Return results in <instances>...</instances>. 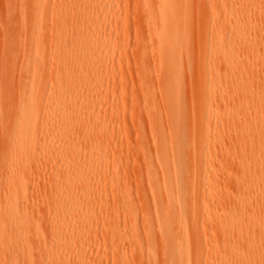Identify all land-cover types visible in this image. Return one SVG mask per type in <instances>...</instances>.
Here are the masks:
<instances>
[{"label": "bare ground", "instance_id": "bare-ground-1", "mask_svg": "<svg viewBox=\"0 0 264 264\" xmlns=\"http://www.w3.org/2000/svg\"><path fill=\"white\" fill-rule=\"evenodd\" d=\"M46 1L31 0L29 8L45 9ZM138 1L136 47L149 63L140 73L148 76L146 118L133 112V119L145 120L154 148L153 157L145 160L149 207L141 214L142 230L137 220L141 212L133 207L127 184V164L117 158L107 163L99 157L98 143L101 137L109 140L113 157L123 156L129 143L128 70L123 64H128L130 34L113 33L117 29L112 26L115 16L129 19L128 6L113 0H58V9L66 13L50 18L44 30L29 25L24 11L28 0L10 2L19 17L14 25L18 32L9 41L11 71L20 74L7 85L17 107L0 177V264H88L91 259L84 251L89 249L96 256L104 253L107 264H131L125 250L140 254L146 264L158 256L160 264H201L192 260L190 230L212 222L220 234L216 241L204 240L202 264H262L253 245L249 255L240 257L238 239L250 238L251 231L245 229L252 226L264 235L263 215L255 214L245 229H232L258 200L243 196L257 195L264 184V158L252 153L254 147L264 150V93L244 88L239 71L246 70L242 64L250 65L251 58L248 49L242 56L235 49L252 38L244 27L250 20L248 5L241 0ZM234 21L238 24L229 26ZM27 28L33 33L30 42ZM44 32H55L56 38L44 41ZM254 38L264 42V31ZM199 43L207 47L206 56L192 53ZM117 56L120 64L115 68ZM205 73L206 80L194 82ZM82 143L91 152L80 157ZM227 143L233 149L223 150ZM70 152L73 157L67 160ZM231 160L236 168H224ZM43 163L46 168H40ZM232 185L229 194L225 189ZM195 190L199 193L193 202ZM42 191L47 199L32 202ZM226 200L237 202L225 215H216L215 207ZM258 208L264 211V206ZM35 215L45 218L44 226L30 220ZM121 229L129 232L127 248L121 244Z\"/></svg>", "mask_w": 264, "mask_h": 264}, {"label": "rangeland", "instance_id": "rangeland-1", "mask_svg": "<svg viewBox=\"0 0 264 264\" xmlns=\"http://www.w3.org/2000/svg\"><path fill=\"white\" fill-rule=\"evenodd\" d=\"M12 0H0V177L2 173V168H4L3 164V158L5 149H8L11 141H12V132L14 129V124L12 118L14 117L15 113V107H17V104H13V98L12 93H10V90H8V84L12 82H15L18 79V75L20 74V71L17 69L16 71L12 72L11 67L14 63V58L12 57L11 51L9 47V41L13 40V38L16 36L17 26H14L18 21L19 17L17 14H13V8H11L10 2ZM31 0H28V5L26 8H24L25 14L28 16V23L29 25H37L42 26L44 30L47 29V25L49 24L50 18H53L54 20H57V17L59 15H64L66 13V9H58V0H47L45 2V5L47 8L40 9L36 8L33 11L31 8H29ZM245 6L248 5V12L250 14V20L245 24V32L248 33L249 36H251V40H248L247 38L245 41H243L241 44L236 45L235 49L238 55H243L244 50L248 49L249 54H247L250 58V65L248 63L242 64V58L239 57L240 65L244 66L246 70H241L240 73L242 74L243 78L240 80H243L244 88L251 91H258L261 93H264V42L257 40L255 37V34L258 32L264 31V0H241ZM114 4L116 2L120 3L121 7L126 4L129 9V19L122 18L120 16H115L112 20V26L113 30L117 29L113 33H119L127 31L130 34L128 45L126 46V53H127V65L124 63V67L126 70V76H128V82L126 85V96L128 98V116H127V126L126 129L128 130V144L124 146L123 150V156L121 154H116V157H113V146L104 137H101L98 139V143L101 144V152H99V157L106 158L107 163H113V161H116V158L118 161L123 160L125 164L128 166V179L127 184L129 185L132 199H133V207L135 208L136 212L139 213L138 217V224L139 228L143 225V218L141 215L143 212H145V209L149 207V194L146 191V182H147V169L145 160L148 158L153 157L154 148L153 143L149 140L148 135V128L147 123L145 124V120L142 123L141 119H133V112L134 114L138 115L137 118L142 116L145 119L144 116L145 112V104H144V94H145V84L148 81V76H142L141 69L144 67V65H147L149 62L143 61L140 56L138 55V49L136 47V34L138 32V21H139V15H138V9L140 7V3L137 0H113ZM195 23L198 22L199 18H195ZM229 24V23H228ZM231 27H235L238 22L234 21L230 23ZM119 25H124L123 28ZM21 35L23 34L22 29L19 31ZM136 33V34H135ZM33 34V33H32ZM32 34L30 29L27 28V34L26 38L27 41L30 42V39L32 38ZM203 35V34H202ZM56 38V33L48 34L46 32L43 33V40L44 41H52ZM200 41L203 42L202 36H199ZM197 39V37L195 38ZM230 40L233 45H235L236 41L234 40V36L230 35ZM29 42L27 44H29ZM201 42V43H202ZM22 43V42H21ZM20 43V44H21ZM19 44V45H20ZM19 45L17 47H19ZM201 45V46H200ZM30 46V45H28ZM205 47V45H204ZM203 45L198 44L196 45L192 50V53L195 54L196 57L198 56H204L205 53H203ZM16 48V47H15ZM14 48V49H15ZM207 48V47H205ZM28 49V48H26ZM40 49V48H39ZM38 49V50H39ZM29 50V49H28ZM120 48L117 50L118 52H121ZM28 52V51H27ZM118 52L116 53L118 55ZM206 56V55H205ZM215 58H218L216 56ZM117 61H115V68L118 67L120 62L118 61V56L116 58ZM221 60L218 62L220 63ZM147 63V64H146ZM235 63H238V60L235 61ZM204 65L206 68L210 66V62L208 59L205 60ZM194 68L193 62L188 64V71H192ZM238 68V65L236 66V69ZM19 71V73H18ZM237 72V71H236ZM239 73V74H240ZM238 77V76H237ZM208 76L206 77L205 74H201L196 76V79L194 82H202L204 79L206 80ZM193 84V83H192ZM140 92V93H138ZM140 94V95H139ZM142 99V102H141ZM133 102V103H132ZM195 100L194 98L190 99V105L194 104ZM190 110L192 109V106L188 107ZM137 111L135 112V110ZM141 112H140V111ZM144 110V111H143ZM139 111V112H138ZM143 112V113H142ZM137 121V122H136ZM140 121V122H139ZM140 123V124H139ZM205 120L202 122V127L205 125ZM240 145H244L242 142H237ZM259 143V142H258ZM236 144V143H235ZM89 144L82 143L80 145V150L78 151L79 156L81 157L84 154H90L91 149ZM138 146V148H137ZM193 146V145H192ZM198 146V145H197ZM196 146V149L198 147ZM229 149H233L231 143H227L223 150L227 151ZM222 150H218L217 154L220 156ZM198 152V151H197ZM254 155L264 158V150H260L257 147H254L253 152ZM73 154L67 153L65 156L67 160H70L73 156ZM97 155V154H96ZM95 155V156H96ZM141 155V156H140ZM62 156V155H61ZM217 156V155H216ZM64 157V156H63ZM123 157V158H122ZM213 164L218 163L216 159H213ZM254 157L253 155H249L248 161L250 165H254ZM145 162V163H144ZM226 167L224 168H236V165L233 164V161H228L226 163ZM47 163L41 164L40 168H46ZM130 169V170H129ZM145 173V174H144ZM41 174V173H40ZM146 175V178H145ZM42 176V175H41ZM87 182L92 180V177L87 175L85 173ZM146 179V180H145ZM95 184V183H94ZM257 195H254L253 192L248 193L247 195H244V198H247L249 201H254L257 197L258 200L255 202L254 205L250 206L247 210H244L245 215L242 217L237 224L232 229L238 230V229H245L247 226L251 224L252 217L256 216L255 214H261L264 217V211H260L258 207L264 206V184L259 186ZM229 194H231L234 190L233 185L228 186L225 189ZM198 191L193 192V202H196V199L198 197ZM93 195L90 196L92 198ZM241 198V196H240ZM46 196L44 194V191L42 193L37 194L34 196V199H32V202L39 204L46 200ZM195 199V200H194ZM236 200H226L222 203H219L215 207V214L222 216L228 213L230 209L236 205ZM199 206V204H198ZM100 208L99 204L95 205L94 211H98L97 209ZM122 209H125L123 206ZM98 213V212H97ZM142 218V219H141ZM251 219V220H250ZM30 220L35 222H41L42 226L45 224V218L42 216H33L30 217ZM100 227H103V223L99 224ZM245 227V228H244ZM143 229V228H142ZM141 229V230H142ZM231 229V230H232ZM246 231L250 230V238H241L239 243V255L240 257H244L249 255L248 250L249 246L253 245V251L255 253V257H257L262 264H264V235H262V231H259L258 229H255L253 226L252 228L245 229ZM142 232V231H141ZM192 239H193V253L195 256L192 258V260H200V263L202 264L206 259V248L204 247V240L205 239H213L217 240L219 238L220 230L215 226V222L210 223L208 227L205 229L198 228L196 231L190 230ZM120 233L123 235L122 239V247H129V232L125 233L122 229ZM49 236V235H48ZM129 250H125V252L129 253V261L131 264L133 262L135 264H138L139 262L143 261V264H146L145 261L142 259V256L140 254H132V252H128ZM123 252V249H122ZM85 255L87 254V259L89 260L88 264H107L106 259L104 256V253L99 252L98 257L95 255L97 252L89 249L86 252L84 251ZM148 256L149 254L145 252ZM90 254V255H89ZM159 254V253H158ZM107 255L112 256L111 253H108ZM157 255V254H156ZM90 257V258H89ZM146 258L147 256H143ZM162 257L158 256L156 260H153L149 264H160L163 259ZM86 259V260H87ZM97 260V262H95ZM95 262V263H94ZM142 264V263H141Z\"/></svg>", "mask_w": 264, "mask_h": 264}]
</instances>
